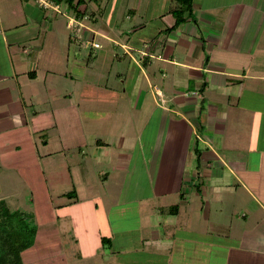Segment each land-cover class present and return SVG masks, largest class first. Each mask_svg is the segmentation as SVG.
<instances>
[{
    "label": "crops",
    "instance_id": "obj_1",
    "mask_svg": "<svg viewBox=\"0 0 264 264\" xmlns=\"http://www.w3.org/2000/svg\"><path fill=\"white\" fill-rule=\"evenodd\" d=\"M23 1L10 13L19 23L0 26V200L31 194L37 226L23 263L264 264V0H193L177 26L174 0H95L93 19L115 9L97 31L82 22L86 0L72 8L84 28L67 24L63 44L52 24L50 47L41 6ZM28 20L41 27L30 32ZM96 34L119 67H82L77 80L74 42L86 48ZM124 95L147 113L135 135ZM161 138L156 159L142 154L156 164L150 194L125 205L123 188H99L131 169L135 143Z\"/></svg>",
    "mask_w": 264,
    "mask_h": 264
},
{
    "label": "rangeland",
    "instance_id": "obj_2",
    "mask_svg": "<svg viewBox=\"0 0 264 264\" xmlns=\"http://www.w3.org/2000/svg\"><path fill=\"white\" fill-rule=\"evenodd\" d=\"M32 1H35V0H32ZM23 2H24L23 0H8L7 6H5V4L4 5L0 4V26L1 27L3 26V22H5L6 26H8V27L13 25V23H15V22H16L15 24L19 23V20L15 19L14 17L12 18V16H10V13L13 9L19 8L20 7L19 3L22 4ZM35 3H36V1H35ZM97 3H99V4H97ZM87 4H88V6L86 9V14L89 17H85V19L82 21L84 23V25H86V27L94 28L96 30L99 27H105L106 22H108L109 20H113L112 16L113 15L115 16V9L112 10V8H113V7H111L112 2L110 4L107 3L108 6H107V10H106V16H107V14H108V16L107 17L101 16L100 13L98 12L96 14V16L94 17L95 20L90 16V14H91L90 12L92 10H94V11L98 10L99 5H100V1L99 2L95 1V0L88 1ZM60 6H61L60 7L61 11H57L56 9H54L52 7H50V8H41V7L38 8V9H41L40 11L43 12V17H44L43 19L48 21V23L50 25L49 27H46V28L43 27L42 28L45 32H47L46 35H44V36L42 34V36H43L42 40H44L46 42V44L48 43L49 47H50V44L52 42V39L54 37H56V34L53 33L52 30L50 29L52 24L54 25V27H59L58 29H61L63 32V34L60 32L58 33L59 34L58 41H60V43H63L65 40L64 39L65 38L64 37L65 32H66V36L68 38H69V34L71 33L70 29L68 28L69 29L68 30L66 27H67V21L69 19V16L71 17V15L73 14V11H72V9H70L68 7V4L65 1H62L60 3ZM104 6H106V0L104 3H102L101 9H103ZM82 9H83V7H82ZM117 18H120V16ZM79 20H80V18H79ZM122 20H124L123 24L121 23L122 28L127 29L128 32H131L132 30L130 29V27H131V25H133V21L126 19V17H123ZM20 22H21V20H20ZM28 23H29V25L27 26V28L30 30V32L36 31V29L41 27L39 20H37V22H35V20L34 21L28 20ZM81 28H84V26ZM105 29H106V27H105ZM83 30H86V29H83ZM45 37H46V39H45ZM40 39H41V37H40ZM93 42H97L99 45L94 46ZM67 43H69V41H67ZM73 48H74L73 50H75L74 57L77 59V61H80L79 64L75 65L76 68H73V70L71 72V74L76 75L77 77H78V75H81V78H76L77 80H80L83 77L82 67L85 69L87 67H91L93 70L94 76H98L99 73L101 72V70L102 71L103 70H109V72H111L113 74L112 76H114V74L116 73V70L119 67V65H118L119 60H115L113 62V59L111 57V54L113 53V51H112L113 49L109 46L108 41H106L100 34H96L95 38L92 39V44L87 43L86 48L79 46L77 42H74ZM121 53H122V51H121ZM112 62H113V64H111ZM86 72H87V70L84 72V74H86ZM134 73H135V71H134ZM124 78L127 79L126 83L124 84V87L127 88L126 91L131 92L132 91V85H134V82L129 80L130 79L129 74L124 75ZM75 84H76V89L79 88L78 87L79 83L77 82ZM113 84H115V83H113ZM117 86H118L117 88H119V89H120V86H121L122 90L124 89L120 82H117ZM143 89L149 90L148 87H146V86ZM144 91H143V93H144ZM245 92L246 93H244V95H243V102H246V100H247V98H245V97L247 96L248 93H247V91H245ZM121 93H123V92L121 91ZM131 100L132 99L130 98L129 95H124V97L120 101L121 102L120 103V105H121L120 109L124 110L123 120L125 123H127L128 127L131 126V122L129 123V121L132 120V119H130V116H132L133 126H131V127H136V131H134V135H135V133H137V126H136L137 119L139 122H141L143 117H147V113L142 114V112H141V113H139V115L137 113H134V111L136 109L135 105L133 107V111H131V109H128V108H130L129 103ZM163 125L164 124H162V126H161V130H159L160 131V133H159L160 137H162L164 135V132H165ZM138 129L141 130L142 125ZM144 133H145V135L143 134L144 136L148 135L147 132H144ZM161 140H162V138L159 140V142L156 146L151 147L152 150L148 149L147 147H146L147 149L142 148V147L140 148V147H138V144L135 143L136 149L134 151L135 152L134 155H136V157L134 156L135 158L133 159L131 169L129 171L123 173L122 175L116 174V175L110 177L111 179L109 181L104 182V184H105L104 187L103 186L101 187V185H100L99 188L100 189L102 188L103 191H105V187L107 188L108 191H110V189L112 190V189H115L117 187L123 188V193L121 194V197L123 198L122 200H123V203L125 205L132 199V197L136 198L139 196L142 197V196H146L147 194H150L149 187H148L147 183H148V181H151L154 184L153 179H155V177L157 175V172L154 171V165H156V164L154 163L153 160H149V162H144L142 154H146V152L148 151L151 154V156H153V158L156 159L157 155H159V152H160ZM75 152L77 154L79 153L78 148H76ZM133 167H135V169H138L140 171L135 170ZM94 172H96V171H94ZM96 173H99V172L97 171ZM131 174H133V175L137 174V177H138L137 180L139 181V187L141 188L140 191H132L131 190V188L133 187V184H132L133 180H131V176H130ZM147 174L149 175V177H147ZM97 178L98 177H96V175H94V177L92 178V181L93 182L98 181L99 183H101L100 180H98ZM119 180L121 181L120 183H118ZM118 196H119V194H118ZM30 197H31V194L23 193V195L20 196V198H21L20 200L19 199H17V200L11 199V203L9 204V207L11 209L20 211L24 216L27 215V217H25L24 219L21 218L19 223L22 224V223L28 222L29 227L33 228V224H36V222L34 220V218H35L34 211H33L34 210V204H33L32 200L30 199ZM173 203H176V202H173ZM172 205H174V204H172ZM211 209H213V206H210V210ZM208 211H209V208H208ZM211 211H210V214H212ZM205 213H206V207L203 209V214L205 215ZM212 216H213V214H212ZM17 218H16V220H17ZM206 224H207V222H206ZM160 259H161V257H160ZM160 259L155 258L153 260L155 261L156 264H160L162 262V260H160ZM46 263L50 264V262H46Z\"/></svg>",
    "mask_w": 264,
    "mask_h": 264
},
{
    "label": "trees",
    "instance_id": "obj_3",
    "mask_svg": "<svg viewBox=\"0 0 264 264\" xmlns=\"http://www.w3.org/2000/svg\"><path fill=\"white\" fill-rule=\"evenodd\" d=\"M54 1L58 3L65 1L70 9L73 8L79 13V5L86 0ZM174 2L177 6L172 10V13L176 18L175 25L177 26L185 20L183 17L184 13L186 11L191 12L193 0H174ZM71 193V196H76L75 191ZM171 209L177 210L178 205H173ZM25 217L27 215L24 216L20 211L11 209L5 200H0V264H24L21 254L34 244L37 229L36 224H33L32 228L29 227L28 222L19 223L20 219Z\"/></svg>",
    "mask_w": 264,
    "mask_h": 264
},
{
    "label": "built area",
    "instance_id": "obj_4",
    "mask_svg": "<svg viewBox=\"0 0 264 264\" xmlns=\"http://www.w3.org/2000/svg\"><path fill=\"white\" fill-rule=\"evenodd\" d=\"M36 1L43 8L52 7L54 9H56L57 11H61L60 4L58 2H56V1H54V0H36ZM67 24H68V27H70V28H75V27H79V26L81 27L82 26V24H81V22L79 20V17L77 16L76 12H74L71 15V17L69 16ZM93 45L94 46H98L99 44L96 43V42H93ZM159 94H161V93H159Z\"/></svg>",
    "mask_w": 264,
    "mask_h": 264
}]
</instances>
